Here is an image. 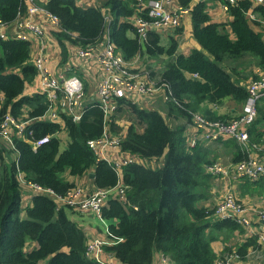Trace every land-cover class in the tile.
Returning <instances> with one entry per match:
<instances>
[{"label":"trees","instance_id":"trees-1","mask_svg":"<svg viewBox=\"0 0 264 264\" xmlns=\"http://www.w3.org/2000/svg\"><path fill=\"white\" fill-rule=\"evenodd\" d=\"M149 1L97 0L95 5H79L76 0H46L43 4L58 19L53 36L63 56L68 54L65 43L84 48L97 45L107 32L109 41L129 62L137 55L168 57L158 76L168 84L170 93L164 106L166 115L140 108L126 98L117 100L109 131L117 133L115 118L125 112L128 126L121 149L141 163L116 167L90 150L87 142L103 132V114L95 99L86 100L78 121L66 113L53 121H29L20 136L12 128L13 147L0 137V264H107L87 255L86 234L69 218V212L80 210L78 206H58L55 199L34 193L31 203L21 206L25 194L18 172L25 182L48 188L60 197L75 188L68 176L92 173L96 189L121 185L122 197L109 196L98 211L108 222L101 251L119 264H152L157 252L168 264H215L218 255L212 242L226 241L235 230L243 229L231 218L215 219L213 208L197 205L208 196L211 174L205 167L211 160L204 144L190 145L184 132L193 114L211 121L235 117L204 109L227 97L242 107L246 85L257 76L250 75L252 70L238 72L236 66L251 60L264 72V2L236 0L229 4L231 19L217 23L210 21L205 0H176L190 8L193 36L205 51L192 49L185 55L177 52L173 36L165 46L155 29L139 39L131 17L151 20ZM26 8L23 0H0V21L15 25ZM105 14L110 17L108 23ZM174 30L181 32L178 27ZM30 58V41L0 36V120L6 114L18 121L29 120L46 110L41 93H24L36 78ZM193 74L198 78L191 77ZM257 112L247 132L250 145L256 146L253 150L264 154V96L257 103ZM45 136L48 141L34 150L31 142ZM64 137L67 143L61 149ZM224 144L234 150L232 163L248 156L236 140L229 138ZM161 158V165L154 164ZM257 247V237L251 236L240 245H226L222 253L236 250L246 259L248 250Z\"/></svg>","mask_w":264,"mask_h":264},{"label":"built area","instance_id":"built-area-1","mask_svg":"<svg viewBox=\"0 0 264 264\" xmlns=\"http://www.w3.org/2000/svg\"><path fill=\"white\" fill-rule=\"evenodd\" d=\"M27 4L24 15L18 17L17 23L12 26H5L0 21V36L12 35L22 40L30 41V46L34 43L38 44V51L30 58L31 63L36 69L38 77V93H41L47 103L45 112L42 115L35 116L29 120H16L13 116L6 114L0 120V137L10 146L13 147L12 128L15 135L20 136L23 127L29 121L48 120L53 121L60 113H66L73 121L81 118V112L86 105V100H98L103 114V132L98 139L89 140L88 147L100 159L116 167H122L134 161V158L127 157V153L121 149V142L124 134H112L109 131V124L112 121V115L117 100L126 98L134 102V97L139 96L149 100L158 93L164 92L163 100L169 99L168 84L159 81V74L150 72L153 70L139 65L136 61L125 60L112 42L109 41L107 32L103 36V41L97 45L75 48L73 53L81 62L94 60L100 67V73L97 81V90L95 98H88L87 87L83 80L76 74L71 73L73 70L70 64L66 63L61 69L55 73L48 66V58L46 56V37L48 35L44 27L39 23V16L48 19L50 24L56 27L58 19L55 15L50 14L43 4L46 0H23ZM79 5H83L86 0H76ZM174 0H152L147 4L148 16L151 20H147L139 15L134 16V25L139 39H144L146 31L156 28V31H163L168 28L179 27L181 18L190 13V8L179 4L172 11L166 9L168 4ZM254 3H263L264 0H252ZM235 0H224L222 10L228 12L229 4ZM105 22L108 23L109 16L105 14ZM10 28V29H9ZM71 44V43H70ZM70 54V52L68 53ZM63 63L60 62V64ZM260 70V69H259ZM194 77H198L193 74ZM257 77L251 78L246 85L247 98L242 105L241 111L234 118L226 120H207L199 114L192 115V122L199 136H192L189 139L190 145L196 142L214 141L218 139L232 138L236 140L243 149L248 152L245 159L234 162L230 166H223L220 162H213L206 166L209 173L215 175H226L234 171L238 176L245 177L252 181L258 180L264 176V162L254 153L255 145L249 142L247 127L257 117V103L264 96V74L258 73ZM136 103V102H134ZM137 104V103H136ZM201 140V141H198ZM48 141V136L38 140H33L32 148L35 150L38 146ZM117 152L120 159L116 163L107 151ZM21 193L26 194L32 192L38 195H45L55 199L59 205L78 206L80 210L99 211L100 207L105 203L109 196L122 197L123 189L121 185L116 188V194H111L114 189H95L86 199L80 201V188H74L67 196L60 197L48 188L42 187L34 183L25 182L22 174L17 173ZM247 208L239 203L235 197L228 193L217 203L214 208L213 216L217 218H231L242 228L246 229L251 235H256L257 241L264 244V208H260L257 212L261 224L255 230L251 219L246 214ZM102 241L95 240L88 243L87 255L93 259L100 260ZM169 260L161 254L158 264H168ZM107 264H119L118 262H109ZM215 264H243L242 258L238 252L226 254L223 258L217 259ZM258 264V263H254Z\"/></svg>","mask_w":264,"mask_h":264},{"label":"crops","instance_id":"crops-1","mask_svg":"<svg viewBox=\"0 0 264 264\" xmlns=\"http://www.w3.org/2000/svg\"><path fill=\"white\" fill-rule=\"evenodd\" d=\"M205 1L207 2V12L211 22L226 23L231 19L228 12H224L222 10V4L224 0H205ZM96 3L97 0L94 1L86 0L84 4L95 5ZM177 4H178L177 1L174 0L171 4L167 5L166 9L168 11H172ZM37 20L48 33L46 37L47 45L45 48H46V56L48 58L49 68L52 69L53 73H55L57 70L61 69L62 66H65L66 63L70 64V67L73 70L69 74L74 73L78 75L86 84L88 98L90 99L95 98L100 67H98V65L95 63L94 60H89L88 62H81V60L74 55L73 50L75 48H73V45L70 44V42L65 43L64 44L65 47H63L65 51H67L68 53L70 52V54L66 55L64 52V56H63V52H62L63 49L61 48L59 42L57 43L55 37L53 36V31L55 29L54 26H52L48 21V19L44 17L39 16ZM131 21L134 24V15L133 17H131ZM178 28L181 29V32L179 33L176 32L174 28H168L163 31H157L161 36V42L167 45L170 42L171 36H173V38L177 42L178 53L186 55L189 54L192 49L202 50L201 46L193 36L190 13L184 15L181 18V22ZM151 29L153 30L156 28H151ZM37 51H38V44L37 42H35L34 46H30V57H32L34 53H36ZM62 60L63 63L60 64ZM166 60L167 57L165 55L160 56V58L157 59L137 55L132 59V61H136V63L139 65L142 66L144 65L146 68L149 67L155 73L162 71L163 64L166 62ZM251 70L252 72L250 73V75L252 73L253 75L254 74L258 75L259 72L260 74H264V72L262 70H259V68H257L255 65ZM191 77L196 78L193 75H191ZM37 91H39V89H37L36 78H35L33 84L31 86H27L24 89V93L34 94ZM163 94L164 92H160L155 97L150 98L149 100H146L145 98H141L139 96H135L134 102H136L140 108L160 110L163 111V113L166 115V111L164 110L166 101L163 100L162 98ZM241 109L242 107L240 106V104H237L235 100H233L232 98L227 97L218 104H207V106H205L204 112L209 111L208 113L212 112L219 116L228 115L230 117L232 116L234 117L238 115ZM167 120L168 122H171V119H169L168 117ZM115 121L119 122V124L115 126V131H117V133L115 134H124L125 129L128 126L127 114L125 112L123 113V111H120L119 113H117V117L115 118ZM184 134L188 137V140L194 135L199 136L198 135L199 132L196 130V128L193 125L190 124L186 125ZM221 140L222 141L214 140L209 142L207 141L208 143L205 142H201V143H203L204 144L203 147L209 151L208 155H209V159L211 160L209 164L213 162H220V164H222L223 166H230L233 164L231 159L234 150L232 149V147L224 144V141L228 140V138ZM220 151L224 152L225 154V156L222 158H220V154H221ZM254 153L264 162V154H259L256 151H254ZM107 154L113 160H115L116 163H119L120 157L117 152L109 150L107 151ZM127 157H129L130 159L134 158L135 162H139V163L143 162L140 159H135V157L129 154H127ZM161 163H162V158L157 160L156 163L154 162V164H156L157 166L161 165ZM67 179L71 180L76 188L81 189L80 201L86 199L96 189L95 186L93 185L92 178H90L88 174L81 177L68 176ZM210 183L211 184L208 189V196L204 199H201L197 203L198 206L210 207L214 209L217 203L224 197V195L230 193L235 197V199L239 203H241L243 206L247 208L246 214L251 219L252 224L255 227V230L259 228L258 225L261 224V221L257 215V212L260 208H264V176L258 180L252 181L245 177L238 176L234 171H231L230 174H226V175L211 174ZM111 194H116V189H114L111 192ZM33 195L34 194L32 192H27L22 197L21 206L24 207L25 205L30 204L31 196ZM69 218L82 227L87 237V243L93 242L95 240L102 242L105 241L106 228L108 222L106 220H103L97 211L75 210L72 211L71 213L69 212ZM214 218L216 219L217 217ZM251 236H256V235H251L246 229L243 228L241 231L235 230L231 235L228 236L227 241L216 240L213 241L211 245L215 253L217 255H220L226 245L229 246L240 245L247 238ZM160 257L161 254L157 252L154 256V260L152 264H158ZM100 259L104 263L114 262L113 260H109L108 257L103 255V253ZM242 263L245 264L243 261ZM247 263L264 264V244L259 243V247L255 249H249V253L247 255ZM40 264H44V262L43 263L41 262Z\"/></svg>","mask_w":264,"mask_h":264},{"label":"rangeland","instance_id":"rangeland-1","mask_svg":"<svg viewBox=\"0 0 264 264\" xmlns=\"http://www.w3.org/2000/svg\"><path fill=\"white\" fill-rule=\"evenodd\" d=\"M165 46H168V44L167 45H165ZM157 59V58H156ZM167 60H168V57H167ZM166 60V61H167ZM240 62H241V59H238ZM235 62H237V60L235 61ZM236 66V65H235ZM253 66H254V64H253V62L251 61V60H245V61H243V63H241V65H239V66H236V71H238V72H241V73H245V74H248L249 73V71L253 68ZM38 84H39V81H38V77L36 76V85H37V87H38ZM34 89V88H33ZM191 140V139H190ZM205 143H208L207 141H204ZM66 143H67V141H66V138L64 137V138H62L61 139V141H60V148L61 149H63L65 146H66ZM223 150V149H222ZM221 152V154H220V158H222V157H224L225 156V154H224V152H222V151H220ZM226 241L228 240V238H226L225 239ZM236 251V250H235ZM237 252V251H236ZM248 253H249V250H248V252H247V255H248ZM227 253H221L220 255H218L217 257V259H221V258H223L225 255H226ZM247 255H246V259H242V261L245 263V264H248L247 263Z\"/></svg>","mask_w":264,"mask_h":264},{"label":"water","instance_id":"water-1","mask_svg":"<svg viewBox=\"0 0 264 264\" xmlns=\"http://www.w3.org/2000/svg\"><path fill=\"white\" fill-rule=\"evenodd\" d=\"M89 177H90V178H93V174H92V173H90V174H89Z\"/></svg>","mask_w":264,"mask_h":264},{"label":"clouds","instance_id":"clouds-1","mask_svg":"<svg viewBox=\"0 0 264 264\" xmlns=\"http://www.w3.org/2000/svg\"><path fill=\"white\" fill-rule=\"evenodd\" d=\"M89 175V174H88ZM76 188V187H75Z\"/></svg>","mask_w":264,"mask_h":264}]
</instances>
